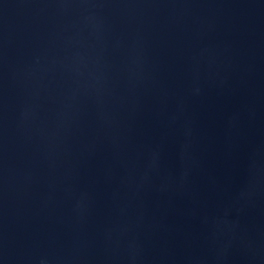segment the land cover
<instances>
[{"label": "water", "instance_id": "95a60500", "mask_svg": "<svg viewBox=\"0 0 264 264\" xmlns=\"http://www.w3.org/2000/svg\"><path fill=\"white\" fill-rule=\"evenodd\" d=\"M0 264H264V0H0Z\"/></svg>", "mask_w": 264, "mask_h": 264}]
</instances>
